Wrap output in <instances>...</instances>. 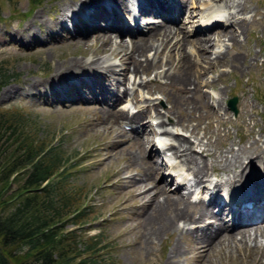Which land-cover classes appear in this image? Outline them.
I'll use <instances>...</instances> for the list:
<instances>
[{
  "label": "rangeland",
  "instance_id": "374dc122",
  "mask_svg": "<svg viewBox=\"0 0 264 264\" xmlns=\"http://www.w3.org/2000/svg\"><path fill=\"white\" fill-rule=\"evenodd\" d=\"M81 1L83 0H40L37 3H32L30 0H0V64L6 69V73L10 75L6 81L0 84V108L11 107L26 113L39 124L41 128L39 133L43 134L44 138L46 136L50 137L52 143L60 146L67 155L69 154V163L75 166V172L69 179L87 190L85 202L92 207V212L85 215L90 220L79 224L81 225L79 232H82L84 237L97 233L101 235L100 244L102 248L99 249L101 255L99 264H164L169 257L171 246L179 239L180 235L174 231H167L163 235H160V237H153V243L151 244L147 239L149 226L143 218L145 210L140 206L145 199L138 200L134 198L135 191L132 190L134 182L140 183L145 181L146 178L143 175L142 165L129 164L127 162L128 155L126 154L129 150L133 151L136 148V144H130V138L115 135L116 131L121 132L122 130L123 132H128L133 137L136 135L135 131L127 130L122 126V123L125 121L120 122L119 119L115 123H105L107 125V128H105L102 112L99 109L97 110L98 106L96 105L99 104L94 103L90 99L67 100V98L72 96L69 95L71 93L66 94V99L62 101L56 92H52V88L50 87L55 81L52 78L55 76L54 73L61 70V62L68 59L86 60L87 58H95L97 53L99 55L103 54L97 51L109 49L111 47L109 44L113 42V40L111 42L110 38H108L103 45L101 38L96 37L94 39L88 38V43L85 45H79L78 42H75V38H77L75 37L76 33L78 31L82 32L84 29L88 30L86 26L82 30L74 31L75 35H70L69 33V36H65L68 35V32L59 28V22L63 20L65 23L68 17L65 16V12H68V9L74 6V3L77 4L76 2L82 4ZM240 1L241 6L237 7V13L239 14L237 17L242 18L240 14L243 13L245 14H243V17H246L248 14L250 15L248 16L249 20L246 17L244 23L237 25L233 29L237 40L234 45L229 47V56L227 55L226 59H214V52L218 48L213 47V45L209 47L208 53L211 54V58L214 61H218V65L217 67L208 69L204 76L198 73L199 67L193 70L195 73L192 77L195 75L196 79L200 77V89L193 90V95L187 93V91L184 95L178 91V84L181 81H177V84L174 82L173 84L172 82L166 84L165 78H156V74L163 69L160 63L165 62V57H168L173 65H176V63L177 65L182 64L184 58L197 63V59H194L193 55L179 57L178 51L166 53L167 51L164 48L160 57H156L152 62L154 65L148 68L147 71H144V73L141 72V74L151 79V81L147 82L146 86L142 85L141 91L138 90L139 97H141L144 90H148L149 92L154 91L150 94L155 95L153 96L154 98L158 97L157 94L163 97L161 99L157 98L158 100L156 101L154 100L155 106L162 114H167L166 110L170 107L169 102L164 98L163 90H167L166 92L175 90L178 94L180 93L182 95V98L179 99L180 101L198 100L200 102L199 108L193 112V118H190L191 124L196 123L195 117L196 115L198 117V111L204 115L202 118L204 120L201 119L203 126L206 127L208 125L206 130L210 131L211 139L214 142L217 140L215 145V149L217 150L225 148L231 145V143L233 148L237 150L241 145L254 147V145L264 142V0ZM194 3L192 0H189L185 5V11L187 8H193L199 4L198 2L197 5ZM67 4H69L68 7L63 11V8ZM62 12L65 14L64 16L61 15L63 14ZM46 21H49L50 25H47ZM99 22L104 26V17L99 18ZM194 22L192 21L190 27L194 26ZM52 28H58L60 30L59 34L65 37L59 36L56 31L55 36L58 40H53L49 43L45 42L47 39L44 37V32ZM190 37L193 38L192 35ZM67 38L69 40H66ZM131 38L126 39L130 42ZM174 39L175 37L172 36L171 41ZM228 39L229 37L225 36L224 43L229 42L231 45L233 41H229ZM188 46H191V44L188 43L186 49H189ZM125 47L123 46L124 51H127ZM147 50L145 55L141 56L142 59L152 57L154 51L151 49ZM234 55L237 59L235 58L232 61ZM196 58H199V56L196 55ZM198 61L200 62L199 59ZM116 63H118L117 60ZM177 68L178 66L174 69V72L178 70ZM120 69L119 65L118 70ZM69 73L65 71L66 76ZM99 74L101 73L93 72L91 77L98 78ZM141 74L138 75V80L144 77ZM115 75L122 77L119 73H115ZM153 76L154 78H149ZM188 80L186 79L182 83ZM50 81L51 83H48ZM211 82L215 85L211 86ZM102 84L103 82L100 83V88ZM124 85L120 84V89ZM128 87H132V85ZM204 92L210 93L208 98L209 107L205 101L206 95L203 97ZM217 92L221 102L217 101L214 97ZM89 93L90 98L93 99L92 96L94 97V95L91 94L90 90ZM101 96L103 97L102 91ZM234 96L236 97L235 103L237 107V112L235 113L228 108L227 104L228 99ZM153 97L146 95L148 101H151ZM191 97L193 98L191 99ZM139 103L142 105L141 102ZM210 109L213 112L209 111ZM148 124L152 125L151 123ZM165 124L173 126L168 118ZM151 128L153 133L157 132L156 126ZM183 131L187 133L185 130ZM203 131L205 129L201 130V133ZM138 136L142 137L143 134L141 133ZM190 140L193 142L195 150L202 157H207L211 161L209 155L204 156L205 154L202 152L201 146L195 145L194 138L191 137ZM255 140L259 142L255 144ZM146 142H148L147 139ZM122 147H125L124 155L116 154L115 148ZM141 153L145 158L154 159L152 157L149 158L148 151L142 149ZM217 159L218 162H222V157H217ZM120 166L127 167V169L124 172L117 171ZM158 174V177L162 176L161 173ZM219 177L211 173L209 179L211 178L210 180L215 182ZM129 178L133 179V183L127 182ZM239 180L240 177H236L232 183H236ZM154 181L155 179L149 181L147 186H151ZM206 182L208 180L204 181V183ZM171 184L168 183V186L170 187ZM15 186L16 183L13 185V188ZM231 188L232 185L226 182H222L220 186V189L226 193ZM150 190L151 193H154L153 190L155 188L152 187ZM172 193L174 196H179L182 192L175 191ZM154 196L155 199L156 197H162L161 195L158 196L157 191ZM191 202L192 204L189 206L190 210H197L198 204H193L195 201ZM93 215L96 216L93 217ZM208 220L210 222L212 218H208ZM178 223L183 225L181 221H178ZM205 224L206 221L203 220L191 222L187 225L188 227H196L197 225L204 226ZM75 226L71 222L66 223L67 228ZM202 231L209 230L205 227ZM194 234L180 238L184 242L185 247L189 246L188 252L184 256H180L181 264H264L263 262H256L251 257L252 253H247L246 251L240 254L232 251L226 255H222V257L215 252H211L207 256L200 257L195 252L196 250L190 247V242L194 241ZM234 260L236 261L234 262Z\"/></svg>",
  "mask_w": 264,
  "mask_h": 264
},
{
  "label": "bare ground",
  "instance_id": "6f19581e",
  "mask_svg": "<svg viewBox=\"0 0 264 264\" xmlns=\"http://www.w3.org/2000/svg\"><path fill=\"white\" fill-rule=\"evenodd\" d=\"M111 1L112 3L107 4L108 8H106L103 2H108V0H83L81 1L82 4L74 3V6H71L68 9V12H65L66 15L62 12L63 14L61 15L68 16L66 19L67 21L69 18L73 20L74 29L77 31L79 29L82 30L85 26L92 25V27H90L88 30L84 29L82 32L76 31L77 35L75 37L77 38H75V42H78L79 45H85L88 43V38L94 39L96 37L101 38V43L103 45L106 43L108 38H110L111 42L113 40V44H109L111 46L109 49L97 51L103 54L99 55L97 53L95 58H87L86 60L68 59L64 62H61L60 66L62 67L59 66L61 70L57 68L59 71H56L54 73L55 76L52 77L55 80L54 83L50 85L52 92H56L58 95H60L64 92V88L66 86L74 82L79 86L84 84L85 87L90 90L91 94L94 95L92 98L95 100L97 99V96L95 95L93 86L97 85L98 83L100 86V83L103 82L101 86L103 95L102 102L99 105H96L98 108H95L102 112L104 118V127L107 128L106 124L111 122L115 123L118 119L120 122L124 120V123H131V125H133L131 126L132 129H129L130 131H135L136 135L133 137L128 132H123L122 130L121 132L116 131L115 135L130 138V144H136V148L133 151L129 150L126 152L128 155L127 162L129 164H141L143 175L146 179L140 183H133V179L129 178L127 182L133 183L132 190L135 191L134 198L138 200L145 199L140 204V206L144 208L143 210H145L143 213V218L149 226V231L147 233L149 235L147 239L151 244L153 243V237H160V235H163L167 231H174L180 235L179 239L171 246L169 257L164 264H181L180 256H184L188 252L189 246L185 247L184 242H182L180 238L190 234L193 235V233H195L193 237L194 241L190 242V247L196 250L195 252L200 257L207 256L211 254V252H215L222 257V255H226L232 251L237 252L238 254L246 251L247 253H252L251 257L254 258L256 262L264 263V190L250 198V203H252L250 208L242 210L237 207L236 209H231L232 219L231 223H228L225 217L220 213L223 207L220 206V212H214L210 205L200 201L193 203L198 204L197 210H190L189 206L192 204L189 199L190 193H181L179 196H174L170 189L171 186H168V183H172V179L166 181L164 175L163 177H158V173H160L161 170L167 171L165 169L170 168L171 171H178V168L185 167L186 170H188V173L192 174V178L196 184L201 182L202 179H209L211 173L220 176L213 183L214 187H219L222 182H226L233 186L235 183H232V181L236 177L242 178V185L250 182L251 185L248 184V188L257 184L255 182L256 179L254 176L258 174L259 171L264 167V142L257 144L259 141L255 140V144L257 145H254V147L241 145L237 150L233 148L231 143V145L217 150L215 149L217 140L214 142L211 139L210 131L206 130L208 125L206 127L203 126L202 120L204 119L202 118L204 115L198 111L199 115L198 117L197 115L195 117L197 120L196 123L191 124L190 118L194 115L193 112L198 110V105L200 102L198 100L192 99L194 96L191 97L192 100L190 101L179 100L182 98L181 94L185 95L186 91L187 93L192 94L193 90L200 89L201 87L200 77L197 79L196 75L192 77L195 73L193 70L199 67L198 73L204 76L208 69L217 67L218 61H214L211 58V54L208 53L209 47L213 45L218 48L214 52V59L224 60L226 59L227 55L229 56V47L234 45L235 41L237 40L236 35L233 33V29H235L237 25L244 23L246 19V17H237L239 15L237 13V7L241 6V1H202L199 5L198 12V15L201 17L200 24L206 28H203L205 31H207L210 27H216L215 29L210 30V32L208 31L204 34L198 33L197 35H194L193 38H189L190 35L185 33L183 27L180 25H174L169 22H163L160 24L151 23L148 25L147 31L144 32V34L131 36L132 38L130 39V42L125 39L124 35L125 33H133L135 30H127V27L125 26V19L119 15V10H121V5L119 4H123L125 9H128V4L126 0H116V2L115 0ZM182 1H184L183 3L187 2V0ZM157 3H159V1H157ZM212 3L214 4L212 5ZM68 5L69 4L63 8V11H65ZM172 8L176 9V5L173 3ZM166 9L168 8L166 7ZM191 15L192 11H189L188 16ZM109 16L111 17L109 18ZM101 17H104L106 21L104 26H102L103 24L101 25L99 22V18ZM133 18H135V13L131 12L130 19ZM46 23L47 25H50L49 21H46ZM59 28L66 29L63 20L59 22ZM57 30L58 28L45 30L44 37L47 39L45 42L49 43L53 40H58V38L55 36ZM172 36L175 37L173 41H171ZM225 36L229 37V41H233L231 45L229 42L226 44L224 43ZM69 38L66 40H69ZM188 43H190L191 46H188L189 49H186V45ZM123 46H126L125 48H127V51H124ZM164 48L167 51L166 53L169 51H178L177 53H179V57H182L183 55L188 57L193 55L195 57L194 59H197V63H195L184 58L182 60V64L180 63L177 65L176 63V65H173L172 61L169 60L168 57H165V62L160 63L163 69L161 72L156 74L157 79L165 78L166 84L170 82L173 84V82L176 83L177 81H181L178 84L179 87L177 86L178 91L181 92V94L179 93L180 95L175 90H169L170 92L163 90L164 98L170 104V107L166 110L167 114L160 113V111L155 106L156 100H153L159 97H153L151 101H148L144 91H142L143 94H141V97L136 99L144 106L137 105V109L135 111L131 110L127 106L120 109L108 107L106 104L108 101H110V96L115 94V91L120 85L119 83H123L129 78L127 73H133L136 77L137 74L139 75L141 72L144 73V71H147L148 68L154 65L152 62L155 60V58L160 57ZM147 49L153 50V55L150 58L146 57L145 59H142L141 56L145 55ZM137 54L139 55L137 56ZM196 55L199 56V58H196ZM235 58L236 57L234 55L232 61ZM116 60L119 64L116 63ZM119 65L121 67L120 70L117 69ZM177 66L178 70L174 72V69ZM65 71L70 73L66 76ZM93 72L101 73L99 74L100 77H91ZM115 73H119L122 77L115 75ZM105 79H107L110 83L111 79H115L113 86L110 87L111 85L105 84ZM186 79L189 80L185 83H182ZM135 80L136 78L134 81ZM150 81L151 79H145L144 77L140 80H137L136 85L133 84L132 87H127L129 88V94L134 92L135 89L141 91L142 85L146 86V83ZM48 83H51V81ZM210 85L214 86L215 84L211 82ZM122 91L125 92L126 88H123ZM205 95V101L209 107L208 98L210 93L204 92L203 97ZM143 97L144 99L142 100ZM214 97L217 101L219 100V102H221L218 92ZM119 99H121V95L116 100ZM151 109L156 110L154 112V116L158 119L156 123L152 125L144 122L145 116L151 113ZM209 111L213 112L211 109ZM167 118L170 119L172 125L175 127H170L169 125L165 124ZM153 126H156L157 128L156 133H153L152 131L151 127ZM143 129L146 132H151L156 136V139H154L153 145L151 146L154 148L150 147V150H156L159 155L162 156V161L164 162L158 164L155 159H148L142 155V149L144 151H149V146L146 142L147 138L144 136H138L143 132ZM181 129L187 131L189 135L186 133L183 134ZM203 129H205V131L201 133V130ZM99 133L101 134V132ZM191 137L194 138L195 145L198 144L201 146V150L205 154L204 156L209 155L211 157V161H209L207 157H202L201 154L195 150V147L192 144L193 142L190 140ZM124 148L125 147L115 148V153L124 155ZM215 156L222 157V162H218V159ZM166 160L168 161L165 162ZM126 169L127 167L120 166L117 171L120 170L121 172H124ZM180 173L181 172L179 170L177 174ZM154 179V183L148 187V182ZM182 179V181H184L183 177ZM262 183L264 185V179ZM152 187L155 188V190H153L154 193H151L150 188ZM173 189L177 192L180 191V189H177V187ZM156 191L158 192V196L161 195L162 197H156L155 199L154 194ZM241 191V188H236L234 190V192ZM212 201H214V199H212ZM234 205L236 206L235 202ZM205 217H211L214 220L210 222L208 221L205 224L206 229L209 231H202V229H205V227H188L187 224L204 220L203 218ZM178 221L183 222V225L178 223ZM235 261L236 260H234V262Z\"/></svg>",
  "mask_w": 264,
  "mask_h": 264
},
{
  "label": "trees",
  "instance_id": "16d2710c",
  "mask_svg": "<svg viewBox=\"0 0 264 264\" xmlns=\"http://www.w3.org/2000/svg\"><path fill=\"white\" fill-rule=\"evenodd\" d=\"M9 77L0 64V84ZM40 131L26 113L0 108V264H99L101 235L79 232L92 212L87 190L70 181L69 154Z\"/></svg>",
  "mask_w": 264,
  "mask_h": 264
},
{
  "label": "water",
  "instance_id": "95a60500",
  "mask_svg": "<svg viewBox=\"0 0 264 264\" xmlns=\"http://www.w3.org/2000/svg\"><path fill=\"white\" fill-rule=\"evenodd\" d=\"M235 102H236V97H231L229 100H228V104L229 106L234 110L236 111V106H235Z\"/></svg>",
  "mask_w": 264,
  "mask_h": 264
}]
</instances>
